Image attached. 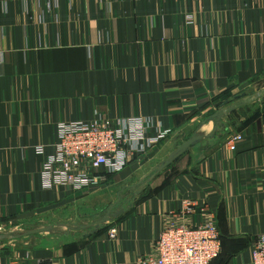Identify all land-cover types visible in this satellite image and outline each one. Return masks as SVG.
Wrapping results in <instances>:
<instances>
[{
	"label": "crops",
	"instance_id": "0c3cea01",
	"mask_svg": "<svg viewBox=\"0 0 264 264\" xmlns=\"http://www.w3.org/2000/svg\"><path fill=\"white\" fill-rule=\"evenodd\" d=\"M99 118L169 134L99 190L45 189L38 149L53 153L62 123ZM108 195L121 206L97 215ZM186 199L199 207L190 225L219 227L212 264H252L264 234V0H0V264H138ZM23 239L48 246L2 249Z\"/></svg>",
	"mask_w": 264,
	"mask_h": 264
},
{
	"label": "built area",
	"instance_id": "2783aa9c",
	"mask_svg": "<svg viewBox=\"0 0 264 264\" xmlns=\"http://www.w3.org/2000/svg\"><path fill=\"white\" fill-rule=\"evenodd\" d=\"M168 134L166 131L151 138L149 122L142 118L62 123L53 153H46L45 147L38 149L46 157L42 170L44 188L65 187L74 193L99 190L106 184L107 174L122 172L134 156H144ZM241 139V136L230 139L229 149L234 151ZM104 169L106 174L102 172ZM198 212L195 201L184 200L182 210L165 225L152 252L141 257L138 264H211L218 259L222 239L217 223L212 220L197 226L188 223ZM5 231L0 226V234ZM117 237L118 230L113 228L110 238ZM251 259L252 264H264V234L252 244Z\"/></svg>",
	"mask_w": 264,
	"mask_h": 264
},
{
	"label": "rangeland",
	"instance_id": "374dc122",
	"mask_svg": "<svg viewBox=\"0 0 264 264\" xmlns=\"http://www.w3.org/2000/svg\"><path fill=\"white\" fill-rule=\"evenodd\" d=\"M174 148H172V149H170V152L171 151H173L175 148H176V145H174L173 146ZM170 152H168L166 155H165V157L166 156H168L169 155V153ZM164 156V155H163ZM155 173H156V171H155ZM153 173H151L150 175H149V177L147 178V179H149L150 177H152L153 175H152ZM128 185V184H127ZM122 187V186H121ZM124 189H123V192H125L124 190H126V187H123ZM108 190H110V192L112 191L111 190V187L109 188V189H107V190H105L103 193H110V192H107ZM122 192V193H123ZM124 194V193H123ZM122 194V195H123ZM107 200H108V205H107V207L106 208H104V209H102V210H100V209H98L96 212H98L97 213V215H100L101 214V216H103V217H105V216H107V213H108V210H111V209H113V210H115V209H117L118 207H120L121 206V204H119V205H117V207L115 208V203L117 202V200H119V198H118V196L117 195H115V196H111V195H108V197H107ZM124 199L122 198V200L121 201H123ZM112 203H114V205H112ZM100 218V216H97V219H99ZM65 219H68V217L67 218H65ZM74 219V218H73ZM102 219V218H101ZM93 221L94 222H97L96 221V219L94 218L93 219ZM75 222V221H74ZM78 222V221H77ZM85 222V221H84ZM67 224H69V225H73V224H76V223H72V221H68V223ZM78 224V223H77ZM0 226H2V225H0ZM3 228H4V226H2ZM51 227V225L50 224H44L43 225V227L42 228H50ZM66 226H65V224L64 225H60L59 226V228H60V233H61V231H64V228H65ZM5 229V228H4ZM7 234V232L5 231V233H2V234H0V237L1 236H3V235H6ZM31 240H25V239H23V240H20L19 242H14V243H11V245H8V244H6L5 245V247L4 248H2V249H4L5 251H10L9 252V255L11 256L12 254H15V252H17L18 250H23V249H29V248H31V249H33V248H35L36 247V245L37 246H48V241H41V240H36L35 242L33 241H31ZM12 257H15V256H12ZM14 264H16V263H14Z\"/></svg>",
	"mask_w": 264,
	"mask_h": 264
},
{
	"label": "water",
	"instance_id": "95a60500",
	"mask_svg": "<svg viewBox=\"0 0 264 264\" xmlns=\"http://www.w3.org/2000/svg\"><path fill=\"white\" fill-rule=\"evenodd\" d=\"M235 109L236 108H229V109H227L226 112H220L216 116H214L213 119L214 120H218V123H219L221 121V119L223 118V116L225 115V113H232ZM218 128H219V126H217L215 128L213 135L218 130ZM202 139L203 138L200 137V136H194V137H192L189 141H187L185 144H183L182 146H180L179 149L168 160H166L164 163H162L156 169V172L159 173V172L163 171L164 169L168 168L173 163V161L177 160L183 154L187 153L191 148H194L195 146H197L202 141ZM108 221H109V218H106V219L100 221L99 225L100 224H105ZM46 231H48V230L47 229L37 230V231L31 232V234H37V233L46 232ZM92 234H94V233L92 232L90 235H92Z\"/></svg>",
	"mask_w": 264,
	"mask_h": 264
},
{
	"label": "trees",
	"instance_id": "16d2710c",
	"mask_svg": "<svg viewBox=\"0 0 264 264\" xmlns=\"http://www.w3.org/2000/svg\"><path fill=\"white\" fill-rule=\"evenodd\" d=\"M221 239H222V237H221ZM222 251H223V241H222ZM221 255H222V253H221ZM221 255H220V257H221ZM220 257H219V258H220ZM219 258H218V259H219ZM216 260H217V259H216ZM213 262H214V261H213ZM213 262H212V263H213ZM212 263H211V264H212Z\"/></svg>",
	"mask_w": 264,
	"mask_h": 264
}]
</instances>
